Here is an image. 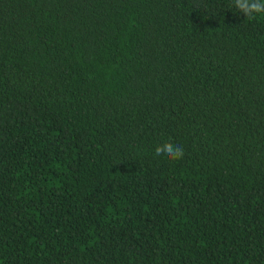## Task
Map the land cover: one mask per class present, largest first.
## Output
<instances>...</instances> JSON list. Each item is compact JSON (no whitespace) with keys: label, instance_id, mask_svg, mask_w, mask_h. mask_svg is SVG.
I'll list each match as a JSON object with an SVG mask.
<instances>
[{"label":"trees","instance_id":"trees-1","mask_svg":"<svg viewBox=\"0 0 264 264\" xmlns=\"http://www.w3.org/2000/svg\"><path fill=\"white\" fill-rule=\"evenodd\" d=\"M0 264H264V16L0 0Z\"/></svg>","mask_w":264,"mask_h":264},{"label":"clouds","instance_id":"clouds-1","mask_svg":"<svg viewBox=\"0 0 264 264\" xmlns=\"http://www.w3.org/2000/svg\"><path fill=\"white\" fill-rule=\"evenodd\" d=\"M232 6L249 19L264 16V0H232ZM155 155L168 160H179L183 158L184 151L180 146L164 142L155 148Z\"/></svg>","mask_w":264,"mask_h":264}]
</instances>
